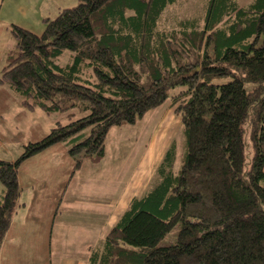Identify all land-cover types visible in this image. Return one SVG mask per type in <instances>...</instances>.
Returning <instances> with one entry per match:
<instances>
[{
    "label": "trees",
    "instance_id": "trees-1",
    "mask_svg": "<svg viewBox=\"0 0 264 264\" xmlns=\"http://www.w3.org/2000/svg\"><path fill=\"white\" fill-rule=\"evenodd\" d=\"M180 1L75 0L39 35L10 27L0 85L55 124L0 159V248L22 162L62 144L73 174L99 164L112 128L166 104L182 125V163L175 171L171 146L87 264H264V0H204L199 16L167 24Z\"/></svg>",
    "mask_w": 264,
    "mask_h": 264
},
{
    "label": "crops",
    "instance_id": "crops-1",
    "mask_svg": "<svg viewBox=\"0 0 264 264\" xmlns=\"http://www.w3.org/2000/svg\"><path fill=\"white\" fill-rule=\"evenodd\" d=\"M74 5L75 0H2L0 62L14 44L11 26L39 35L47 19ZM54 124L55 119L40 108L23 107L0 87L1 160L18 158L26 144L41 140ZM121 144L122 139L120 149ZM121 150L110 156L106 153L97 165L85 162L74 174V162L62 144L22 162L17 172L20 206L2 241L0 264H87L89 251L102 246L104 235L118 222L130 200L143 195L156 171L157 164L151 167L148 160L142 168L140 159L130 160L132 152ZM110 160L116 186L111 183ZM2 191L0 184V195Z\"/></svg>",
    "mask_w": 264,
    "mask_h": 264
},
{
    "label": "rangeland",
    "instance_id": "rangeland-1",
    "mask_svg": "<svg viewBox=\"0 0 264 264\" xmlns=\"http://www.w3.org/2000/svg\"><path fill=\"white\" fill-rule=\"evenodd\" d=\"M203 2L204 0H181L180 3H177L171 6L170 8H168V10L162 16V20L167 21V24L172 25L174 23V20L178 21L183 17L186 18L197 17L199 16V13H201ZM250 2L251 0H239L240 6H245ZM13 47L14 44L12 48ZM63 57L64 56H61L59 58V63L61 62L64 63V60L62 59ZM0 63H1L0 64V68H1L3 65V58L1 59ZM0 87L5 89L10 94V97L17 99L20 103L18 97L13 96L12 93L7 89V87L1 85ZM167 108L168 107H166L165 104L161 108H157L154 109L153 111H149L142 118V120L134 124L135 126H131L132 128L130 126L125 128L120 127L123 129L112 128L106 137L107 139L105 142V149H106L105 154L107 153L110 156V154L112 155L113 153L114 155V152H119V150L121 149H122L121 150L122 153L132 152V155H130V160L136 161L140 159L141 166L142 168H144L146 161L147 164H149L148 160H150L151 162L150 163L151 167L156 164L158 165L162 161L166 151L171 146H174L175 154H176L174 169L175 171H178V168L182 163L183 155L185 151L184 134L182 132V125L179 123L178 118L175 117L173 112H171V110ZM51 118L55 119L54 117ZM117 129H120V132L115 133V131H118ZM120 139H122L121 149L118 146ZM114 145L117 146L114 148ZM112 167H113V160H110V162L108 163V169H110L111 172V183L114 186H116L118 185V183L115 182V176H114L115 172L112 169ZM152 179L153 177L146 184V187L150 185ZM146 187L142 192L143 194L146 190ZM92 195L95 196L93 192ZM177 231H178V227L172 229L170 233H168L164 237V239L160 242V244L168 245L171 242H173L175 240V234L177 233Z\"/></svg>",
    "mask_w": 264,
    "mask_h": 264
},
{
    "label": "bare ground",
    "instance_id": "bare-ground-1",
    "mask_svg": "<svg viewBox=\"0 0 264 264\" xmlns=\"http://www.w3.org/2000/svg\"><path fill=\"white\" fill-rule=\"evenodd\" d=\"M3 197V196H2Z\"/></svg>",
    "mask_w": 264,
    "mask_h": 264
}]
</instances>
